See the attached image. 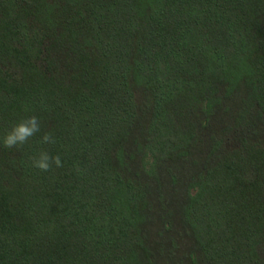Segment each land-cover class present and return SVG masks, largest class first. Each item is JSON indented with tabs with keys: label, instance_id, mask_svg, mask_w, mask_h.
Here are the masks:
<instances>
[{
	"label": "trees",
	"instance_id": "trees-1",
	"mask_svg": "<svg viewBox=\"0 0 264 264\" xmlns=\"http://www.w3.org/2000/svg\"><path fill=\"white\" fill-rule=\"evenodd\" d=\"M0 264H264V0H0Z\"/></svg>",
	"mask_w": 264,
	"mask_h": 264
},
{
	"label": "clouds",
	"instance_id": "clouds-1",
	"mask_svg": "<svg viewBox=\"0 0 264 264\" xmlns=\"http://www.w3.org/2000/svg\"><path fill=\"white\" fill-rule=\"evenodd\" d=\"M32 128L27 125H20L18 126L13 134H10L7 139L5 140V143L12 144L16 141H22L27 135H30L32 132ZM40 164L42 167H46L47 165L44 163V160L42 159L40 161Z\"/></svg>",
	"mask_w": 264,
	"mask_h": 264
},
{
	"label": "rangeland",
	"instance_id": "rangeland-1",
	"mask_svg": "<svg viewBox=\"0 0 264 264\" xmlns=\"http://www.w3.org/2000/svg\"><path fill=\"white\" fill-rule=\"evenodd\" d=\"M140 92H142V91L138 90V94H137L138 101L145 105V102H146L145 99H144L145 96L142 93H140ZM227 121L230 122V125H232L233 122H231V119L227 120ZM230 127L234 128L233 126H230Z\"/></svg>",
	"mask_w": 264,
	"mask_h": 264
}]
</instances>
